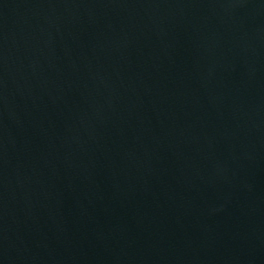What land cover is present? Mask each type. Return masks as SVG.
Listing matches in <instances>:
<instances>
[{"label": "water", "instance_id": "1", "mask_svg": "<svg viewBox=\"0 0 264 264\" xmlns=\"http://www.w3.org/2000/svg\"><path fill=\"white\" fill-rule=\"evenodd\" d=\"M0 264H264V0H0Z\"/></svg>", "mask_w": 264, "mask_h": 264}]
</instances>
